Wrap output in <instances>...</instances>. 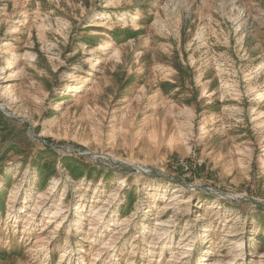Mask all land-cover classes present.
I'll list each match as a JSON object with an SVG mask.
<instances>
[{"label": "rangeland", "instance_id": "1", "mask_svg": "<svg viewBox=\"0 0 264 264\" xmlns=\"http://www.w3.org/2000/svg\"><path fill=\"white\" fill-rule=\"evenodd\" d=\"M0 113V264H264V0H0Z\"/></svg>", "mask_w": 264, "mask_h": 264}, {"label": "trees", "instance_id": "2", "mask_svg": "<svg viewBox=\"0 0 264 264\" xmlns=\"http://www.w3.org/2000/svg\"><path fill=\"white\" fill-rule=\"evenodd\" d=\"M1 114V113H0ZM48 147H49V145H47ZM45 167V166H44ZM73 175L75 176V177H78V174L76 173V171L75 172H73Z\"/></svg>", "mask_w": 264, "mask_h": 264}, {"label": "bare ground", "instance_id": "3", "mask_svg": "<svg viewBox=\"0 0 264 264\" xmlns=\"http://www.w3.org/2000/svg\"><path fill=\"white\" fill-rule=\"evenodd\" d=\"M5 71V70H4Z\"/></svg>", "mask_w": 264, "mask_h": 264}]
</instances>
